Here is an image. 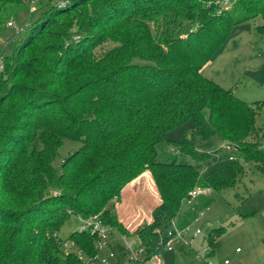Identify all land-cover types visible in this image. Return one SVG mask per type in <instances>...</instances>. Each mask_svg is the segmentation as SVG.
<instances>
[{
	"label": "trees",
	"instance_id": "16d2710c",
	"mask_svg": "<svg viewBox=\"0 0 264 264\" xmlns=\"http://www.w3.org/2000/svg\"><path fill=\"white\" fill-rule=\"evenodd\" d=\"M68 1L41 13L11 54L2 55L0 264L88 262L98 253L94 236H57L72 215L98 217L117 235L138 239L147 262L163 248L157 229L172 221L190 225L209 204L190 198L194 188H234L245 176L244 163L264 171V135L256 126L264 102L241 100L201 74L234 27L264 21V0H231L229 8L221 0ZM23 9L24 0H0V38ZM61 17L70 18L58 22ZM73 26L78 42L70 41ZM255 29L264 34V25ZM106 42L115 47L97 54ZM187 122L190 139L187 130L182 141L167 138ZM213 137L228 143L234 157L204 177L191 164L158 160L156 146L165 144L204 162L211 155L198 152L194 141ZM63 140L80 147L58 171L53 164ZM142 176L148 190L135 187L140 195L129 212L147 197L159 204L148 215L139 211L131 227L118 210L125 189ZM236 211L242 219L254 214ZM225 230L205 237L208 256Z\"/></svg>",
	"mask_w": 264,
	"mask_h": 264
},
{
	"label": "rangeland",
	"instance_id": "374dc122",
	"mask_svg": "<svg viewBox=\"0 0 264 264\" xmlns=\"http://www.w3.org/2000/svg\"><path fill=\"white\" fill-rule=\"evenodd\" d=\"M68 5V0H24V9L18 13L17 18L10 20L12 26L9 27L7 24L0 38V72L3 70L2 55L11 54L13 44L21 38L24 30L40 17L41 13L52 8H65ZM69 18L61 17L58 22L68 21ZM263 25L264 21L257 17L234 27L227 42L215 55L209 67L216 77L212 76L217 80V82L214 80L216 84L223 85L224 89H232L235 96L248 103L264 102V34L255 29ZM69 33L70 41L80 40L81 34L76 26H73ZM113 47H115L114 43L106 42L96 48V53H103ZM204 74V77L208 75L206 72ZM222 77H224V82L220 80ZM256 126L264 135V110L258 113ZM190 128L191 122H187L170 131L167 138L174 142L182 141L187 130V138L190 139ZM225 145L226 142L219 137L209 140L195 139V149L200 153L211 155V158L199 163L180 155L172 146L158 144L156 150L159 161L191 164L204 177L211 171L226 165L230 162L229 158L234 157L232 149L226 148ZM33 146L36 149L41 147L38 141H35ZM79 147L78 142L63 140V145L58 150L53 164L54 167L59 171L62 161ZM261 147L264 150V138ZM243 165L245 176L236 187L220 192L211 191L208 196L203 197L210 200L209 204L203 210L204 216L198 218L191 227V231L199 229L203 233L202 237L194 239V248L201 245L204 237H207L212 229L218 227L226 229L215 241L212 256L214 262L228 260L230 264H264V210H262L264 207V171H259L251 162ZM146 179L144 176L140 177L133 183V187L142 184L148 190ZM111 207L112 204L109 205V208ZM239 207L254 214L242 219L237 215L236 210ZM80 228L81 223L78 217L72 215L62 225L57 236L60 240L67 241L69 235ZM113 233L116 234L114 231ZM188 239H191V234ZM66 245L71 246L70 243ZM158 257L162 264H203L194 253H188L187 250L176 249L168 252L162 248ZM85 264H89L87 260Z\"/></svg>",
	"mask_w": 264,
	"mask_h": 264
},
{
	"label": "built area",
	"instance_id": "2783aa9c",
	"mask_svg": "<svg viewBox=\"0 0 264 264\" xmlns=\"http://www.w3.org/2000/svg\"><path fill=\"white\" fill-rule=\"evenodd\" d=\"M231 0H221L220 4L229 8ZM11 27L12 24L8 23ZM225 147L232 149V147L226 143ZM229 160H233L230 157ZM211 189L207 187H197L190 192V198L196 199L199 197H206L211 193ZM204 216V211L198 212L196 219ZM81 228L78 231H88L91 236H94V248L98 253L91 258L88 262L91 264H144L146 258L144 256L143 248L140 246V242L135 238L134 241L129 240L124 236L119 235V244L115 249L111 246V235L113 230L104 224L98 217L89 219H83L78 217ZM193 222V223H194ZM192 224L185 227H178L175 221L164 229H157L156 232L162 237L163 248L168 252H173L176 249H184L195 254L196 258L203 264H230L228 260L222 262H214L212 257L208 256L210 253V247L208 246L205 237L203 242L198 248H194L193 241L196 238L202 237V231L195 229L191 231ZM191 239L189 240L188 237ZM67 247V245H65ZM101 250H108L106 255H100ZM238 251V250H237Z\"/></svg>",
	"mask_w": 264,
	"mask_h": 264
},
{
	"label": "crops",
	"instance_id": "0c3cea01",
	"mask_svg": "<svg viewBox=\"0 0 264 264\" xmlns=\"http://www.w3.org/2000/svg\"><path fill=\"white\" fill-rule=\"evenodd\" d=\"M218 53V52H217ZM216 53V54H217ZM215 54V55H216ZM215 55L213 56V58H212V60L214 59V57H215ZM217 57V56H216ZM212 60L206 65V66H204L203 67V69L201 70V74L202 75H205L204 73L206 72V73H208V75L206 76V78H210V79H212L213 81L215 80L216 82H217V80L216 79H213V77L212 76H214L215 77V75L211 72V70H210V66H211V63H212ZM216 78V77H215ZM220 80L222 81V82H224L223 80H224V77H222V78H220ZM221 87L223 86V85H220ZM145 175L147 174V172L146 173H144ZM148 175V174H147ZM140 177H138L137 179H135L133 182H131L130 184H129V186L125 189V191L123 192V196H122V198H123V206L122 207H120V209L118 210L119 212V216H120V218L122 219V221H124V223H126V224H130L131 225V227H134L136 224H135V222H133L132 220H134V218H135V216H136V214L139 212V211H143V212H146V214H149L151 211L150 210H152V208L151 207H154V206H157L158 204H159V202H158V200L156 199V198H154V197H147L148 199L150 198L151 200V205L149 206L148 204V202H149V200H148V202H147V198H144V200H142L141 201V203H140V207H138L139 209L136 211V210H132V211H130L129 212V210L128 209H130L131 207H129L131 204H132V201H133V197L135 196V195H138L137 193H139V191H140V189H136L135 187L136 186H134L133 187V183H135L138 179H139ZM139 186V185H138ZM137 186V187H138ZM139 188H143V186H142V184L140 185V187ZM139 195H140V193H139ZM149 196V195H148ZM140 197V196H139ZM153 204V205H152ZM262 210H264V207H263V209ZM250 212V211H249ZM150 219V217L148 218V220ZM129 240H132V241H134L135 240V238H128ZM120 242H119V235H117V234H114V233H112V235H111V246H112V248L113 249H115L116 248V246L119 244ZM107 252H108V250H101L100 252H99V254L100 255H106L107 254ZM89 264H91V263H89ZM144 264H162V262H161V260H160V258L157 256L155 259H153V260H150V261H147V262H145Z\"/></svg>",
	"mask_w": 264,
	"mask_h": 264
}]
</instances>
